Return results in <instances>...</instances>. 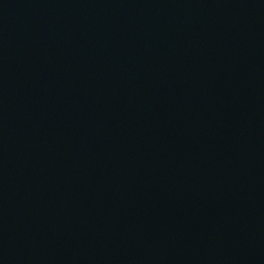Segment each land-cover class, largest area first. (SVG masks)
Returning <instances> with one entry per match:
<instances>
[{
    "label": "water",
    "instance_id": "95a60500",
    "mask_svg": "<svg viewBox=\"0 0 264 264\" xmlns=\"http://www.w3.org/2000/svg\"><path fill=\"white\" fill-rule=\"evenodd\" d=\"M0 264H264V0H0Z\"/></svg>",
    "mask_w": 264,
    "mask_h": 264
}]
</instances>
